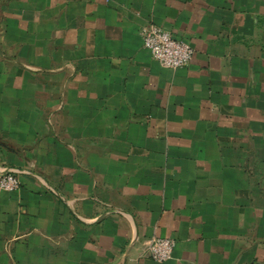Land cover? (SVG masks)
<instances>
[{
	"label": "crops",
	"instance_id": "0c3cea01",
	"mask_svg": "<svg viewBox=\"0 0 264 264\" xmlns=\"http://www.w3.org/2000/svg\"><path fill=\"white\" fill-rule=\"evenodd\" d=\"M10 170L0 264H264V0H0Z\"/></svg>",
	"mask_w": 264,
	"mask_h": 264
},
{
	"label": "built area",
	"instance_id": "2783aa9c",
	"mask_svg": "<svg viewBox=\"0 0 264 264\" xmlns=\"http://www.w3.org/2000/svg\"><path fill=\"white\" fill-rule=\"evenodd\" d=\"M141 36L144 47L163 67H184L193 59L194 49L188 42L176 39L169 31L157 25L143 27ZM16 172L10 170L0 174V194L19 189L21 181ZM144 246L153 260L163 263L173 257L176 242L171 238L153 237L144 241Z\"/></svg>",
	"mask_w": 264,
	"mask_h": 264
}]
</instances>
